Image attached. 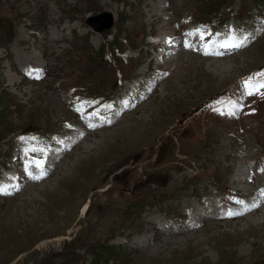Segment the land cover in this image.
Wrapping results in <instances>:
<instances>
[{
    "label": "rangeland",
    "instance_id": "374dc122",
    "mask_svg": "<svg viewBox=\"0 0 264 264\" xmlns=\"http://www.w3.org/2000/svg\"><path fill=\"white\" fill-rule=\"evenodd\" d=\"M262 71L264 0H0V264H264Z\"/></svg>",
    "mask_w": 264,
    "mask_h": 264
},
{
    "label": "snow or ice",
    "instance_id": "6c2138e0",
    "mask_svg": "<svg viewBox=\"0 0 264 264\" xmlns=\"http://www.w3.org/2000/svg\"><path fill=\"white\" fill-rule=\"evenodd\" d=\"M189 36H199L200 40L202 41V48L204 50V53L206 55L213 54L214 48H222L225 50H232V49H239L242 47H245L248 43V37L238 38L235 35V31L231 30L229 32H226L223 34L225 36L224 40L216 39L212 40L210 37L213 35L211 32H208L204 28H197L193 30L192 32L188 33ZM217 36L221 34H216ZM186 47L191 48L192 45L190 43L185 45ZM199 50V49H198ZM217 55H221L223 53L221 52H215ZM264 77V71L253 74V76H250L245 79L244 81V94L247 96L252 95H262L264 96V80H261L259 78ZM38 78V77H37ZM255 81V83H254ZM83 101H81V107L84 106ZM92 103V102H88ZM108 107H111L110 105ZM236 108H243V105L239 104L238 102H233L231 105V109L228 111H223L221 109H216L217 111H220V114L222 115H235ZM80 108H77V111H80ZM90 127H95L94 125H90ZM21 140H25V137H21ZM35 148L29 149V151H35ZM45 173L42 172L40 176H33L31 172L28 173L29 176H31L33 179H41ZM0 191H6L4 189H0ZM264 194V193H262ZM237 203H243L242 201H237ZM253 207H256L258 205H252ZM235 213H232L231 211L228 212V215H234Z\"/></svg>",
    "mask_w": 264,
    "mask_h": 264
},
{
    "label": "bare ground",
    "instance_id": "6f19581e",
    "mask_svg": "<svg viewBox=\"0 0 264 264\" xmlns=\"http://www.w3.org/2000/svg\"><path fill=\"white\" fill-rule=\"evenodd\" d=\"M113 20H115L114 18H113ZM100 22H102V24L104 23V21L103 20H101ZM100 22H97L96 24H94V25H92L91 24V26L94 28V30L95 31H97V29H99V27H98V25L100 24ZM174 40V39H173ZM165 44V40H164V38H162V41H159V42H156V47L157 46H159V45H161V44ZM163 46V45H162ZM225 50V49H224ZM225 51H227V50H225ZM189 56V55H188ZM18 58H20V57H18ZM22 62V61H21ZM27 66V65H26ZM242 81V80H241ZM86 140H87V138H86ZM10 177V180H7V181H5L4 182V184H5V186H7V189L9 188V187H11L12 186V184L13 183H15V182H13V179H12V177H11V175L9 176ZM20 188V187H19ZM9 194H12L11 192L10 193H6V194H2V195H9ZM261 202H264V201H261ZM210 203H209V201L208 202H204V206L207 208L208 207V205H209ZM232 204V203H231ZM252 205H254V204H246L245 206L246 207H244V211L246 212V211H249V210H252V209H254L255 207H253ZM256 207H258V206H256ZM246 208V209H245ZM242 210V209H241ZM240 209L238 210V212H235V214L234 215H231V217L232 216H236V215H238V213L239 214H241V213H244L243 211H241ZM211 212H216V213H221V217L220 218H225V217H227V215H226V213L225 212H223L222 213V210H219V209H217V210H212ZM251 212V211H250ZM206 214H207V212H206ZM209 215V214H208ZM211 215V214H210ZM229 217V216H228ZM154 229H156V228H154ZM156 231V235L157 234H159V231H157V230H155ZM162 235V234H161ZM146 243V242H145Z\"/></svg>",
    "mask_w": 264,
    "mask_h": 264
},
{
    "label": "water",
    "instance_id": "95a60500",
    "mask_svg": "<svg viewBox=\"0 0 264 264\" xmlns=\"http://www.w3.org/2000/svg\"><path fill=\"white\" fill-rule=\"evenodd\" d=\"M97 19L98 20L100 19V21L103 20L104 23L102 24V22H100L101 24L98 25L99 29H97V31H95V32H106V31H108V29L111 28V26H112V16L110 14H108V13L103 14L102 16H100V18H95V19H93L91 21H88L87 25L91 27V24L94 25V24L97 23Z\"/></svg>",
    "mask_w": 264,
    "mask_h": 264
}]
</instances>
